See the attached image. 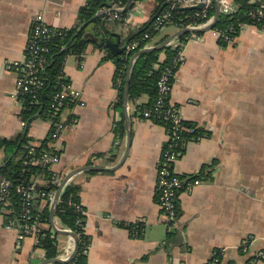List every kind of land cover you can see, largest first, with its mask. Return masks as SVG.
Returning a JSON list of instances; mask_svg holds the SVG:
<instances>
[{"label":"crops","instance_id":"obj_1","mask_svg":"<svg viewBox=\"0 0 264 264\" xmlns=\"http://www.w3.org/2000/svg\"><path fill=\"white\" fill-rule=\"evenodd\" d=\"M86 2L0 0L1 139H14L24 130L22 104L15 95L18 74L5 63L25 59L38 15L54 28L72 29ZM159 8L157 0H134L125 11V22L110 21L106 28L126 36L151 21ZM111 9L106 5L100 14ZM179 30L168 26L160 36ZM199 36L185 43V60L173 79L171 102L181 109L188 124L203 127L209 134L188 143L175 167L181 176L198 175L203 184L179 195L175 226L164 219L157 197L166 129L137 114L145 97L128 101L121 111L114 109L116 64L106 58L104 50L90 44L82 60L73 55L66 59L64 75L82 92V103L70 104L57 122L38 117L30 124L34 147L52 134L58 122L65 124L55 143L60 161L52 166L60 186L70 172L90 167L66 183L74 181L82 187L84 231L90 242L87 264H206L215 253L220 264H264L255 256L264 250V28L243 24L227 46L219 43L212 30ZM122 120L124 131L115 133ZM7 157L6 150L0 149V167ZM53 220L58 230L69 231L60 219ZM126 223L139 224L138 238ZM178 223L183 226V241L172 232ZM7 224L5 214L0 213V264L52 260L38 248L34 237L18 246L19 227ZM56 235L55 259L68 261L76 241L69 235Z\"/></svg>","mask_w":264,"mask_h":264},{"label":"trees","instance_id":"obj_2","mask_svg":"<svg viewBox=\"0 0 264 264\" xmlns=\"http://www.w3.org/2000/svg\"><path fill=\"white\" fill-rule=\"evenodd\" d=\"M160 4L159 12H171V17L161 28H154V20L147 22L143 27L130 31L126 36H122V45L128 41V47L137 43V49L125 50L123 54L116 57L106 46V41L112 38L104 29L112 21L114 24H123L127 17V12L115 13L113 9L107 14H100V11L106 5L111 7V0H87L86 4L80 9L78 14V23L72 29H60L61 34H57L49 42L48 62L46 64L44 77L45 86L38 94V102L31 95L21 96L22 112L21 119L24 122V130L14 139H1L0 149H5L8 157L5 165L0 167V177L9 180L12 183V189L9 198L10 212L5 214L7 222L12 220L16 227L22 229V214L24 211L23 194L17 191L21 186L24 190L31 191L32 199V219L30 222L38 221L40 223L38 248L45 251L48 259L58 257V242L55 230L52 228V204L42 194L51 192L57 193L60 184L56 183L58 175L52 170V163L43 159L46 152L51 154L58 153L59 150L52 145V134L41 142L40 146H32L31 137H29V128L32 121L38 117L57 122L62 118L61 111L52 108L56 94L61 91L63 83L67 82L65 77V63L68 56L73 55L79 61L82 60L88 45L94 44L97 48L104 50L106 58L111 59L116 64V88L118 90L117 102L114 109L121 111L124 106L125 89L127 79L129 78L128 101L136 102L141 98H147V101L137 106V114L145 118V111L151 112V117L155 123L161 124L157 115L163 113L167 106L158 107L159 87L158 82L163 75L166 67L172 66L173 59L179 48L174 44H168L163 50H154L143 53L135 58L132 69L129 72L132 59L145 47L153 43L152 47L158 46L166 41L170 35L160 36L161 31L168 26H177L181 31L189 25H197L207 21L209 18H215L219 5L214 3L206 9L197 7L176 9L172 7L170 0H157ZM128 3V1H127ZM237 7L236 13L225 14L220 11L219 20L214 29L225 31L230 38H235L240 30V24L255 25L260 29L264 28V22H258L249 16V14L259 9L264 0H235ZM131 8V7H130ZM118 15L116 18L115 15ZM158 16V15H157ZM107 27V26H106ZM92 34L97 41L88 37ZM202 33H185L175 38L178 43H186L193 36H199ZM112 40H114L112 38ZM222 46L229 43L220 41ZM165 53V58L161 59V54ZM121 78V83L118 79ZM73 104V103H72ZM146 119V118H145ZM124 121L116 124L115 133L124 131ZM209 135V134H208ZM81 185L74 181L69 182L62 189L60 200L55 206L54 217L60 219L65 229L79 235V249L70 263L62 264H87V248L89 247V238L84 231L85 226V208L81 203ZM43 203V204H42ZM169 237L174 236L169 232Z\"/></svg>","mask_w":264,"mask_h":264},{"label":"built area","instance_id":"obj_3","mask_svg":"<svg viewBox=\"0 0 264 264\" xmlns=\"http://www.w3.org/2000/svg\"><path fill=\"white\" fill-rule=\"evenodd\" d=\"M112 9L115 13L124 11L128 0H111ZM214 3L219 5L220 11L225 14L236 13L237 7L230 0H174L173 6L180 8L204 6V9L212 6ZM249 16L258 22H264V4L259 9L252 11ZM117 18L118 15L116 14ZM171 17L170 11L159 13L157 20L154 22V28L159 29ZM214 18H209L207 21L197 24L189 25L186 29H201L209 25ZM243 24H240L242 26ZM185 29V28H183ZM218 41L231 43L235 38H230L225 31L218 29H211ZM62 32L58 28L48 25L42 15H38L35 19L34 27L32 28L29 36L28 45L26 47V55L23 60L7 61L6 68L10 71H15L18 74L17 90L15 95L19 102L22 104L20 97L26 94L31 95L38 102V94L45 86L44 72L48 62L49 42ZM196 37V36H193ZM201 38L200 36L197 37ZM170 44H174L175 48H179L176 56L173 59L172 66L166 67L163 75L161 76L159 87V100L158 107L167 106V109L157 115L156 118L160 119L162 126L167 132V143L162 151L161 159L158 164L157 170V190H158V205L161 213L169 225L175 226L178 220V197L181 193H191L196 187L203 184V180L198 175L181 176L176 171V164L182 156L183 150L188 143L199 142L208 136L207 131L198 125L188 124L181 115V109L171 102V94L173 90V79L177 70L184 63V46L176 42L174 39ZM138 44L133 43L128 47V50L137 49ZM152 46L147 45L145 48ZM121 83V78L118 79ZM82 92L75 89L68 81L63 83L61 91L56 94L52 108L56 111L65 109L70 104L82 103ZM146 119L154 121L151 117V112L145 111L143 113ZM65 124L58 122L52 132V143H55L60 138L61 132L64 130ZM43 159L50 161L53 165L58 164L60 156L58 153L51 154L46 152ZM12 189V183L0 177V213L8 214L9 198ZM17 191L23 194L24 197V211L22 214V222L24 223L20 229L18 236V246H21L22 241L27 237H34L36 243H39L40 223L36 220L30 222L32 219V199L33 194L31 191L24 190L21 186L17 187ZM53 202L55 201V192L49 194H42ZM59 201V200H58ZM85 214V211L83 212ZM7 226L15 227L16 225L12 220L7 222ZM125 227L130 231L134 238L140 235V226L137 223H126ZM248 252V249H247ZM255 256L264 262V250H259ZM67 260L68 258H64ZM206 264H220L218 253H215Z\"/></svg>","mask_w":264,"mask_h":264},{"label":"water","instance_id":"obj_4","mask_svg":"<svg viewBox=\"0 0 264 264\" xmlns=\"http://www.w3.org/2000/svg\"><path fill=\"white\" fill-rule=\"evenodd\" d=\"M173 1H174V0H170V4H172ZM133 2H134V0H129L128 3H127V6H126V8H125L124 11H128V9L131 7V5L133 4ZM197 8H199V9H203L204 6H203V5H200V6H198ZM176 9H182V8H180V7H176ZM157 14H158V13H157ZM157 14L153 17L152 20H154V19L157 17ZM219 17H220V10H218V12H217V14H216L214 20H213L209 25H207L206 27L201 28V29H184V30H181V31H179V32H177V33L171 35V36H170L166 41H164L162 44H160V45H158V46H155V47L145 48V49L141 50V51H140V52H139V53H138V54L132 59V61H131V65H130V67H129V72H128V73H130V71H131V69H132V66H133V61H134V59H135L137 56H139V55H141V54H143V53H146V52L154 51V50H163L164 47H166L168 44H170V43H171L176 37H178V36L181 35V34H185V33H204V32H206V31H209V30L213 29V28L216 26V24H217V22H218V20H219ZM103 25H104L105 31H106L108 34H111V36L117 38V42L112 41L111 38L107 39V41H106V46H107V48L110 50V52H111L114 56H116V57L120 56V55L123 54V53L125 52V50L127 49V47H128V41H126V42L122 45L121 36H120L118 33H111V32L106 28L105 24H103ZM88 37H89V38H92L93 41H97V39H96L95 37H93L92 34H88ZM128 90H129V78L127 79V84H126V89H125V98H124L125 109L127 108V104H128ZM126 123H127V125H129V123H130V122H129V119H128V116H126ZM130 140H131V133L129 132V143H130ZM89 169H90V167H82V168H79V169H76V170L70 172V173L66 176V178L64 179L62 185L60 186L59 191L56 193L55 201H54V203H53V205H52V211H51V214H52V215H51V216H52V225H53V228H54V230L56 231V233H58V234H60V235H69V236H71V237H73V238L75 239V241H76V245H75L74 252H73L71 258H70L68 261H62V260H60V259H52V260H48V261H46V262L43 263V264H50V263H70V262H72V261L74 260L76 254H77V252H78V249H79V242H80L79 237H78L75 233H72V232H69V231H61V230H58V229H57V227H56L55 224H54V220H53V218H54V209H55V205L57 204V201H58L59 198H60L61 191H62L63 187L66 185V183H67L72 177H74L77 173L82 172V171H84V170H89ZM172 232H173L174 234H177V235H178L180 241H183V226H182V225H180V224L178 223V224H177V228H173V229H172Z\"/></svg>","mask_w":264,"mask_h":264},{"label":"rangeland","instance_id":"obj_5","mask_svg":"<svg viewBox=\"0 0 264 264\" xmlns=\"http://www.w3.org/2000/svg\"><path fill=\"white\" fill-rule=\"evenodd\" d=\"M169 27H170V26H169ZM166 28H167V27H166ZM166 28H165V29H166ZM163 32H164V31H163ZM163 32H162V34H163ZM52 166H53V164H52Z\"/></svg>","mask_w":264,"mask_h":264}]
</instances>
